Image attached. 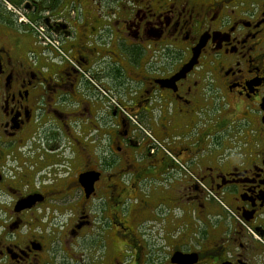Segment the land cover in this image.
I'll return each instance as SVG.
<instances>
[{"label":"flooded vegetation","instance_id":"obj_1","mask_svg":"<svg viewBox=\"0 0 264 264\" xmlns=\"http://www.w3.org/2000/svg\"><path fill=\"white\" fill-rule=\"evenodd\" d=\"M0 264H264V0H0Z\"/></svg>","mask_w":264,"mask_h":264},{"label":"rangeland","instance_id":"obj_2","mask_svg":"<svg viewBox=\"0 0 264 264\" xmlns=\"http://www.w3.org/2000/svg\"><path fill=\"white\" fill-rule=\"evenodd\" d=\"M128 204L129 205H134L135 204V202L134 201H129L128 202ZM156 212V211H155ZM156 217H154L153 218V220L156 222ZM140 229V230H139ZM145 232H147V237L145 238V235H144V233ZM138 235L140 236L141 234H143V239L141 240V242L140 243H143L144 241H145V239H147L149 242H152V243H156V238H157V236H156V234L158 233V229H157V227L153 224V222H148V226L147 225H144V227H143V225H141L139 228H138ZM147 241V242H148ZM125 252H127V253H129V254H131L132 252H131V250H127V251H125Z\"/></svg>","mask_w":264,"mask_h":264},{"label":"built area","instance_id":"obj_3","mask_svg":"<svg viewBox=\"0 0 264 264\" xmlns=\"http://www.w3.org/2000/svg\"><path fill=\"white\" fill-rule=\"evenodd\" d=\"M38 34H39V38L44 42V43H51L52 45H54L53 42H50V39H48L47 37H45L43 34H42V31L40 28H37L36 29Z\"/></svg>","mask_w":264,"mask_h":264}]
</instances>
